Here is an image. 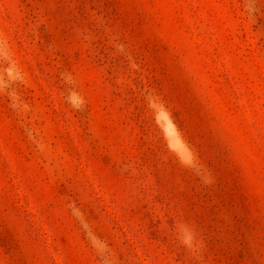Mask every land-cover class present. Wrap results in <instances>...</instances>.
<instances>
[{"label":"rangeland","instance_id":"rangeland-1","mask_svg":"<svg viewBox=\"0 0 264 264\" xmlns=\"http://www.w3.org/2000/svg\"><path fill=\"white\" fill-rule=\"evenodd\" d=\"M0 264H264V0H0Z\"/></svg>","mask_w":264,"mask_h":264}]
</instances>
